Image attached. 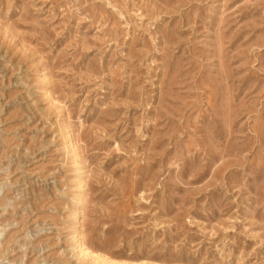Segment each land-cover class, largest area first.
Masks as SVG:
<instances>
[{
  "label": "rangeland",
  "instance_id": "rangeland-1",
  "mask_svg": "<svg viewBox=\"0 0 264 264\" xmlns=\"http://www.w3.org/2000/svg\"><path fill=\"white\" fill-rule=\"evenodd\" d=\"M80 244L264 264V0H0V264Z\"/></svg>",
  "mask_w": 264,
  "mask_h": 264
},
{
  "label": "bare ground",
  "instance_id": "bare-ground-1",
  "mask_svg": "<svg viewBox=\"0 0 264 264\" xmlns=\"http://www.w3.org/2000/svg\"><path fill=\"white\" fill-rule=\"evenodd\" d=\"M81 221H82V220H81ZM81 221L78 223L77 228L75 229V233H77V234L75 235V239L78 237V235H79L78 232H80V228L82 227V223H81ZM82 243H83V242H82ZM78 248H79V252H80L81 254H84V256H89V255L91 256V255H92V256L96 259V261L101 260V261L104 262L105 264H113V263L109 262L108 260H106V259H104V258H102V257H98L97 255L91 253L87 248H85V246H84L83 244L78 245Z\"/></svg>",
  "mask_w": 264,
  "mask_h": 264
}]
</instances>
